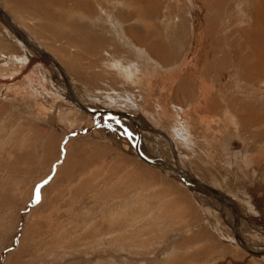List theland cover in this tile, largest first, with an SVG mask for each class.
<instances>
[{
    "label": "rangeland",
    "instance_id": "obj_1",
    "mask_svg": "<svg viewBox=\"0 0 264 264\" xmlns=\"http://www.w3.org/2000/svg\"><path fill=\"white\" fill-rule=\"evenodd\" d=\"M117 1L128 9L126 2H137ZM141 1V12L111 13L102 1L97 12L78 10V0L0 4L22 31L56 54L84 103L134 115L144 130L141 150L150 151L144 153L175 165L178 152L190 161L180 166L213 187L232 177L226 190L252 216H242L248 233L250 223L259 225L253 218L264 222V168L258 165L264 135L253 134L257 141L224 134L218 96L226 102L236 94L227 84L229 67L240 58L222 49L229 52L227 63L207 76L202 64L223 58L217 55L222 37H234L233 0ZM222 2L230 9L219 15L213 8ZM245 2V11L256 12L259 0ZM6 29L0 21V264H264V257L234 242L227 205L143 161L132 123L101 118L95 126L92 115L68 101L61 74L52 75ZM14 52H26L30 72L8 55ZM249 66L244 55L239 75L248 76ZM197 78L211 81L207 96ZM256 94L264 99L261 90ZM247 125L239 121L238 134ZM176 132L188 138L186 145ZM156 144L165 153L157 156ZM241 146L260 170L252 186L247 172L236 171Z\"/></svg>",
    "mask_w": 264,
    "mask_h": 264
},
{
    "label": "bare ground",
    "instance_id": "obj_2",
    "mask_svg": "<svg viewBox=\"0 0 264 264\" xmlns=\"http://www.w3.org/2000/svg\"><path fill=\"white\" fill-rule=\"evenodd\" d=\"M43 1L44 0H37V2H38L37 5L40 7V5L43 3ZM46 1L48 2V4H51L53 0H46ZM217 1L218 0H216V2ZM221 1L224 2L225 0H221ZM244 1H249V0H233V3H232L233 5L232 6L234 8L233 9V17L234 18L231 16L232 17L231 20L233 19V25L232 24L231 25L232 26L235 25V27L233 28L234 37L232 39L230 37V34H227L226 36H223L222 37V41H220L221 45H219V50L220 51L217 54L220 57L222 56L221 54H224V57L223 58L221 57V59H219V57L218 58L214 57L213 61H209V60L205 61V60H203L202 64H203L204 76H207V75H210V72L212 70L218 69V68L220 69L221 66L223 67L225 65V63H227V61L229 59V52L228 53L221 52L222 49H223V51L224 50L228 51V48H230L231 49L230 51H232V57L234 59L240 58L241 64L234 62V64L229 67L231 69V76L232 77H231V81L228 82V84H227L228 87L232 86L233 90L237 89V90H235L236 94L234 96H231L229 98V100L226 101V102H223V100H222L223 97L218 96L219 99H220L219 100L220 103L222 102L221 105L224 107V109H223L224 122H223V119H222V122L224 123L223 126L225 127L226 131H228L226 133V131L224 129V131H225L224 134H225V136L227 134H233L234 135V132H235V134H237V136L239 138H241V139L244 138V139H247V140H257V141H259L261 138L258 139V137H256L253 134L259 132L260 137H262L264 135V99L260 98L259 95L256 94L257 91H259V90L264 92V0H259L258 8H257L256 12H250L249 10L245 11L243 9V6H246L247 2H245V5H243ZM63 2H65V1H63ZM223 2L220 3V5L215 6V8H213V11L218 12L219 15H222L221 12H225V10H224L225 8H229L230 9V7H228V6L226 7L223 4ZM28 3L31 4V2H28ZM32 4H33V2H32ZM217 4H219V3H217ZM217 4H214V5H217ZM44 5H45V3H44ZM0 9L4 13L6 19L14 27L13 30H11L9 27H7L2 22L1 16H0V21L7 27L6 31H7V33L9 32L8 34L10 35V37L13 38L15 43L18 41L20 44H22L25 47V49L27 50L26 51L27 53L30 51L32 54L36 55L41 60V62L46 67H48V69H49V71L51 72L52 75L56 76L55 72H58L59 74H61L60 76L62 78V82H63V84H64V86L66 87V90H67V96H69V98L71 100H72L71 95H73V96L77 97L83 105H85V106H87V107H89L91 109L105 110V111L106 110L119 111V112H122V113L125 112V110H123V109H115L113 107H110V108L94 107L93 105L84 103V101L82 100L84 98L83 95L78 94L76 92V90L74 89V86H73V83H72V79L70 78L69 73L67 72L65 67L62 65V63L60 62V60L56 56V54L51 52V51H49L50 49L48 50L47 48H44L43 46L39 45L34 39L30 38L29 35H27L24 31H22L16 25V23H14V21L11 20V18L9 17L7 11L2 7L1 4H0ZM226 12H227V9H226ZM81 16H80V18H81ZM76 18H77V16H76ZM250 18H252V22L249 25L250 21H248V19H250ZM111 20H113V19L111 18ZM114 20H116V19H114ZM255 20H257L260 23L256 22ZM227 22H228V20H227ZM229 23H230V21H229ZM101 27H103V26H101ZM211 29H213V28H211ZM219 32H221V31H219ZM222 35H220V36H222ZM23 38L27 39L28 42H30V44H27L23 40ZM139 38L141 39V36H139ZM197 46H199V43H197ZM36 48H38V49H36ZM39 49H42V50L46 51L47 53H49L53 59L48 58L47 56L43 55L41 50L39 51ZM194 51H195L194 54L198 55L200 57V59H202V56H201V53L199 52V50L195 49ZM191 53L192 52H190V54ZM8 55L11 56V57H14L15 60H18V59H21V58H27V54L24 53V52H23V54L10 53ZM8 55L4 56V57H6V59H8L9 58ZM244 55L246 56L247 60L250 62L249 69L247 71L243 72L244 74H246L248 76L239 75V69L243 66ZM230 56H231V53H230ZM0 60L2 61V59H0ZM3 63H4V61H3ZM211 63H213L214 66ZM208 79L211 80V78H208ZM197 80H198V87L201 90L202 95L207 96L209 94L210 90H211V84H210L211 81L207 82V81L203 80V78H197ZM23 84L24 83L22 82L21 84H17V85L19 86V89L21 88V90L25 91L26 87ZM233 86L236 87V88L234 89ZM15 89H17V88H15ZM224 95L226 97V94H224ZM109 98H110V96H109ZM70 99H68V101L71 102V104H72L73 100L71 101ZM212 100L214 101V99H212ZM72 105L74 107L78 108L79 110L81 109L75 103H73ZM228 108L232 109L234 111L233 116L237 117V121L234 118L231 119L232 118V116H230L231 112H230V110ZM81 110L87 112L84 109H81ZM87 113H89V112H87ZM128 114L131 116L130 120H129V118L128 119L120 118L118 120L119 121L120 120H126V121L132 123L134 125V127L136 128V134L137 133L139 134V135H137V137H136L137 140L134 143V148H135L137 154H138V152H140L143 156H145L148 159L152 160L153 162L157 163L158 167L159 166L160 167L159 168L155 167V166L154 167L159 169V170H162V171H165L166 169L171 170V174H168V175L173 177V178H175V179H177V180H179V181H181L183 184H185L192 191L199 192L206 198H213V199L217 200L220 204L227 205L229 210H230L229 212H231V214L233 215V219L231 220V222H228V223H229V226L232 228L233 235L235 236V238L233 237V239L235 240L234 242L237 245L241 246L244 250H246L247 252L252 254L253 256L264 257V246H263L264 245V229H263L264 228L263 227L264 224L260 223V222H262V220H257L256 218H253L255 220H253L252 222L253 223H258L261 226L258 227L259 225H254V224L250 223L249 226H248V230L250 228L249 232L246 231L248 233H244L242 231V223H241V221L243 219L242 216L243 217L245 216V218H247V219L248 218L250 219V217L252 218V216H250V215H248L246 213H243L242 212L243 207L241 206V201L242 200L236 199L234 192L231 193V192H228L229 189L226 190V188H230V187H228V183L227 182L233 181L234 179L232 180V177L229 178L228 176H225V178H224L222 176L224 178V180H223L224 183L222 182L223 184L218 185V186L216 184L217 187L216 186L213 187V186L209 185L207 183V181H208L207 179H205L206 180L205 181L203 178L196 177V176L192 175L191 173L185 171L180 166V165H184V163H187V162L190 163V161L187 158H185V156H183L184 158H182L180 155H178V152H175V150H176L175 148H173L172 151L176 153L175 157L177 159V165L178 166L173 165V163L170 162V161L168 162L166 160L157 159V158H154V157H152L150 155H147L146 153L143 152V151H146V149L142 146V150H143L142 151L141 147H140V141L142 139H144V136H145V135L143 136L144 130L142 129V126L140 124H138L137 120L134 119L135 118L134 115L132 113L131 114L128 113ZM40 115L41 114H39L38 116L40 117ZM206 117H207V115L204 116V119H206ZM114 120H116V119H114ZM239 121L242 124H244V125L248 124L247 126L242 127L244 133H240V134H238L237 128H236V124H238ZM150 129L151 128H148V127L146 128V130H149V131H150ZM255 129H257L258 131L255 132L254 131ZM175 134H176V137L180 136V139H179L180 142L184 143L185 145L188 143L185 140L186 137L184 138L185 135L184 136L178 135L180 133H177V132ZM224 134H222V135H224ZM148 136H150V135H148ZM186 139H188V138H186ZM177 140H178V138H177ZM236 140H238V139H236ZM169 143H170V147L171 146L173 147V142L171 140H169ZM263 143H264V141H263ZM150 144H151V142H150ZM234 144L239 147L237 141L234 142ZM227 146H229V145H227ZM157 147H158V145H157ZM158 148L159 149H157V150L154 149V153L156 155L160 154V153H165V152L161 151L162 149H164V147H162V145H160ZM146 152H150V151H146ZM237 152L238 153H237L236 158H235L236 159V164H237L236 171H240V172H244V173L247 172L248 173V178H250L249 184L252 186L256 182V178H257L258 173H259L260 170L258 168H254L255 164H254L252 152L248 151V148H246V147L243 148L241 146L240 150H238ZM157 156H159V155H157ZM234 156H233V158H234ZM232 162H234V161H232ZM146 163H148V162H146ZM258 165H259V168L263 169L264 168V160H260ZM178 167H180V168H178ZM222 171H223V169L218 168V174L217 175L218 176L223 175V174H221ZM181 175H184L185 178L187 176L192 178V180H195L197 184H195V186L187 185L186 182H188V179H186V180H183L185 178L181 179ZM235 175H237V174H235ZM218 182H220V181H218ZM222 187H224L225 190H223ZM210 200L212 201V199H210ZM238 201H240V203ZM216 213H218V212H216ZM229 218H231V217H229ZM261 218L264 219V215ZM249 221H251V220H249ZM262 223H264V222H262ZM261 229H263V230H261ZM260 246L263 247V248H261Z\"/></svg>",
    "mask_w": 264,
    "mask_h": 264
},
{
    "label": "water",
    "instance_id": "obj_3",
    "mask_svg": "<svg viewBox=\"0 0 264 264\" xmlns=\"http://www.w3.org/2000/svg\"><path fill=\"white\" fill-rule=\"evenodd\" d=\"M0 16H1V20H2V22H3L7 27H9L11 30H13L14 27H13V26L11 25V23L6 19L5 15H4V13L2 12L1 9H0ZM23 40H24L27 44H30V42H28L27 39H24V38H23ZM31 45H32V44H31ZM32 46H33V45H32ZM33 47H34V46H33ZM34 48H35V47H34ZM36 49H38V48H36ZM40 50H41V52H42L43 55L47 56L48 58L53 59L49 53H47L46 51H44V50H42V49H39V51H40ZM53 61H54V60H53ZM71 98H72V100H73V103H75V104H76L77 106H79L81 109L86 110L87 112H89V113L93 116V118H94V122H93V124H94L95 126H96L97 124H99V123H98V120H99V119L101 120V118H112V119H116V120H118V119H120V118H126V119L129 118V120L131 119V116H130L127 112L122 113V112H119V111H110V110H106V111H105V110H95V109H91V108H89V107L83 105L77 97L71 95ZM137 135H139V134L137 133ZM138 155H139L140 158H142V160H144L145 162H148V163L151 164L152 166L158 167V164H157V163H155V162H153L152 160L148 159L147 157L143 156L140 152H138ZM175 165L178 166V165H177V160H176ZM159 167H160V166H159ZM159 167H158V168H159ZM178 168H180V167H178ZM181 173H182V172H181ZM186 176H187V175H186ZM183 178H185L184 175H181V179H183ZM186 179H188V182H186V184L189 185V186H190V185L195 186V184H197L195 180H192V178H190V177H188V176H187L185 179H183V180H186ZM189 181H190V182H189ZM193 182H194V183H193ZM244 248H245V247H244Z\"/></svg>",
    "mask_w": 264,
    "mask_h": 264
},
{
    "label": "crops",
    "instance_id": "obj_4",
    "mask_svg": "<svg viewBox=\"0 0 264 264\" xmlns=\"http://www.w3.org/2000/svg\"><path fill=\"white\" fill-rule=\"evenodd\" d=\"M98 1H102V2H105V4H107L106 12H136V11L141 12L142 11V6H141L142 1L141 0H137L136 4L134 2H131V3L126 2V5L128 7H130L131 9H128L127 7L121 8L119 5V1H117V0H81V1L78 0V2H76V7L80 11L83 10L86 12H97L98 6H99ZM114 26L116 28H119L116 25H114ZM14 53H16V52H14ZM24 53H26V52H24ZM17 61L21 62L20 63L21 65L18 67L27 68V69H29L28 72H30L29 66L31 65V62H30L28 56H27V58H21V59H18ZM21 83L22 82H20V84Z\"/></svg>",
    "mask_w": 264,
    "mask_h": 264
}]
</instances>
